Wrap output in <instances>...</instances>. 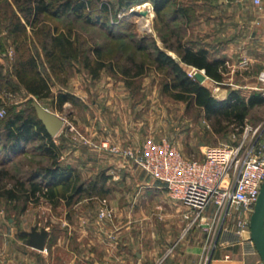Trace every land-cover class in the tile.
<instances>
[{"label": "rangeland", "instance_id": "374dc122", "mask_svg": "<svg viewBox=\"0 0 264 264\" xmlns=\"http://www.w3.org/2000/svg\"><path fill=\"white\" fill-rule=\"evenodd\" d=\"M101 1L111 6L105 28L72 15H33L36 0H0V109L6 113L8 108L22 110L33 106L31 96L22 86L12 91L7 82L17 86L14 71L19 59L35 55L52 85L51 97L38 101L64 119L63 127L54 136L61 147L59 160L73 166L86 184L101 173L109 176L105 186L109 192L103 198L83 195L68 203L63 199L52 202L42 194L39 198L20 195L17 200L0 196V264H7L10 259L14 262L9 264H207L216 247L218 229L204 231L196 224L189 226V220L184 218L185 208L171 200L162 184L135 168L130 158L104 148L103 143L123 150L138 147L149 139L168 140L184 156L200 159L205 146L239 144L246 126L254 130L263 125L264 105L251 110L243 131L225 122L223 129L217 131L218 124L208 120L203 109L163 92V83L169 78L166 70L152 65L142 76L128 79L122 73L128 64L127 57L152 63L151 52L138 51L136 43L156 41L164 49L162 38L175 45L179 36L174 35L173 25L160 21L151 2L152 16L145 25V19L132 10L134 4L119 9L117 0ZM179 1H199L197 14L201 18L202 13L208 14L206 8L200 7L204 0ZM93 5L88 11L96 14L99 4ZM17 19L26 24L25 32H13ZM110 30L120 34V38L110 36ZM61 32H71L84 55L92 59L93 49L101 48L108 64L98 77L92 76L82 59L70 62L61 71L51 70L46 53L52 37ZM203 33L202 22L198 21L181 37L195 41L197 47L209 45ZM217 44L221 45L216 42L212 45L214 50ZM166 51L179 60L174 51ZM255 58L263 61L264 52H257ZM181 64L194 78V73L200 71ZM224 67L222 82L208 78L202 83L217 99L232 89L243 95H264L259 89L260 69L256 63L245 68L232 64ZM60 91L71 93L74 102L58 108L55 96ZM4 117H0V125ZM260 133L261 130L253 135L250 131L245 145L256 143V149L264 153V133ZM37 143L29 144L25 153L5 164L0 149V169L4 167L17 179L27 181L32 171L48 163L35 152ZM66 153L70 160L62 157ZM13 183L8 182L7 186ZM33 231L48 232L44 250L30 245L29 233Z\"/></svg>", "mask_w": 264, "mask_h": 264}, {"label": "trees", "instance_id": "16d2710c", "mask_svg": "<svg viewBox=\"0 0 264 264\" xmlns=\"http://www.w3.org/2000/svg\"><path fill=\"white\" fill-rule=\"evenodd\" d=\"M150 1L153 4L156 16L164 25H173L175 36H179L175 45L168 44V40L162 38L164 49L157 45L156 41L144 43V40L135 44L138 51H150L152 63L144 60H136L133 56L127 57L128 64L122 69V73L128 79L142 76L148 70V66L154 65L157 70H166L169 78L163 83L162 90L175 100L183 101L188 105H195L203 109L208 120H214L218 124L217 131L222 130V124H234L243 131L246 120L251 110L256 106L264 105V95L260 92H253L243 95L239 90L232 89L226 98L217 99L211 90L189 75L181 63L204 70L212 80L220 83L224 79L223 68L225 60L216 58L215 54L207 48V45L197 47L192 40L184 41L187 28L196 23L197 6L193 2H182L179 0H117V7L129 8L131 5ZM32 9L33 15L49 14L54 17L74 16L82 18L85 22L96 23L106 26L111 6L101 0H36ZM93 2L99 4L96 14L90 6ZM89 4H91L89 6ZM31 12V13H32ZM30 22V19H27ZM177 28V29H176ZM26 24L20 19L13 25L14 33L25 32ZM178 33H177V32ZM109 35L120 38L112 30ZM149 42L148 40H145ZM176 53L179 60L174 58L166 50ZM95 57L84 55L77 42L70 33L61 32L52 37L51 47L47 51L48 63L53 72L63 70L70 62L83 60L84 66L91 72L92 76L98 77L99 72L104 69L108 62L103 55L101 48L93 49ZM17 86L11 81L7 82V88L15 91L22 86L31 96L33 102L31 108L16 110L8 108L5 117L0 125V149L3 153V163L11 162L16 155L25 153L27 146L38 142L35 152L47 159V164L39 166L32 171L27 181L17 179L8 169H0V196L10 200H17L20 195L28 198H39V194L55 202L63 199L71 202L74 198H81L83 195L92 198L98 196L103 198L108 192L106 182L109 176L101 173L95 179L86 184L81 175L71 165H65L59 160L61 147L55 143L53 136L49 134L45 125L39 119L34 107V100L50 98L52 85L50 77L44 75L40 68L39 59L30 54L19 59L15 67ZM33 97V98H32ZM75 97L68 92L60 91L55 96L56 106L61 108L66 102H74ZM4 180L6 183L3 184ZM8 187V182H12ZM26 183L29 184L26 187ZM38 196V197H37Z\"/></svg>", "mask_w": 264, "mask_h": 264}, {"label": "built area", "instance_id": "2783aa9c", "mask_svg": "<svg viewBox=\"0 0 264 264\" xmlns=\"http://www.w3.org/2000/svg\"><path fill=\"white\" fill-rule=\"evenodd\" d=\"M254 3L261 5L264 0ZM247 65L248 61H241L239 68ZM258 81L264 93V71L259 73ZM4 115L5 110L0 109V117ZM259 130L262 136L264 124L254 130L246 126L243 140L236 145L205 146L200 159L184 156L168 140L149 139L123 150L109 147L108 142L103 147L130 158L135 168L161 182L171 200L185 208L184 218L189 220V226L196 224L205 231L219 229V235L231 234L238 239L243 232L250 234V219L264 181V153L256 149V143L245 145L250 131L255 135ZM232 224L236 226L234 233L229 230ZM218 239L219 236L215 245Z\"/></svg>", "mask_w": 264, "mask_h": 264}, {"label": "crops", "instance_id": "0c3cea01", "mask_svg": "<svg viewBox=\"0 0 264 264\" xmlns=\"http://www.w3.org/2000/svg\"><path fill=\"white\" fill-rule=\"evenodd\" d=\"M194 4L199 8V1ZM202 4L200 7L206 8L208 14L202 13L203 18L197 14L196 23L202 22L204 39L209 42V45L204 44L211 53L215 54L216 58L224 59L225 65L232 64L233 67L239 68L241 61H248L246 67L256 63L260 72L264 71V60L255 58L257 52H264V3L256 5L254 0H217L215 4L214 0H204ZM216 42L221 45L217 44L214 50L212 45ZM226 96L227 92L222 99ZM62 157L70 160L67 153ZM229 228L232 233L236 230L233 224ZM216 235L219 239L207 264H263L247 231L238 239L231 234L219 235V229ZM197 251L198 254L201 253L199 249ZM10 262L14 260L10 259L7 264Z\"/></svg>", "mask_w": 264, "mask_h": 264}, {"label": "water", "instance_id": "95a60500", "mask_svg": "<svg viewBox=\"0 0 264 264\" xmlns=\"http://www.w3.org/2000/svg\"><path fill=\"white\" fill-rule=\"evenodd\" d=\"M147 13V11H142L143 15H147ZM195 78L203 83L208 76L205 74L204 70H200L195 72ZM34 107L39 119L45 125L49 134L53 137L56 136L64 125V119L45 108L36 99L34 100ZM29 235L32 239L30 245L33 248L37 250L45 249L46 239L48 237L47 231H42L40 233L33 231L29 233ZM250 238L264 264V181L250 219Z\"/></svg>", "mask_w": 264, "mask_h": 264}, {"label": "bare ground", "instance_id": "6f19581e", "mask_svg": "<svg viewBox=\"0 0 264 264\" xmlns=\"http://www.w3.org/2000/svg\"><path fill=\"white\" fill-rule=\"evenodd\" d=\"M132 10L145 19V22H146L145 25L148 24V22L150 20H146V19H148L152 16V13H151L152 12V5H151L150 1H146V2L141 3V4H136V5H134ZM142 11H147L148 12L147 15H143ZM207 81H208V78H206L204 82H207Z\"/></svg>", "mask_w": 264, "mask_h": 264}]
</instances>
